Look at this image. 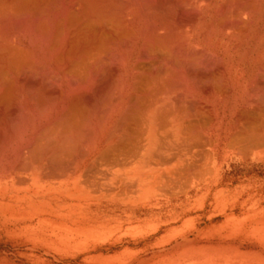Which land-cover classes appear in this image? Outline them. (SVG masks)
I'll use <instances>...</instances> for the list:
<instances>
[{
	"label": "bare ground",
	"instance_id": "6f19581e",
	"mask_svg": "<svg viewBox=\"0 0 264 264\" xmlns=\"http://www.w3.org/2000/svg\"><path fill=\"white\" fill-rule=\"evenodd\" d=\"M235 160L264 166V0H0V232L264 264V178ZM175 210L223 220L162 228Z\"/></svg>",
	"mask_w": 264,
	"mask_h": 264
},
{
	"label": "rangeland",
	"instance_id": "374dc122",
	"mask_svg": "<svg viewBox=\"0 0 264 264\" xmlns=\"http://www.w3.org/2000/svg\"><path fill=\"white\" fill-rule=\"evenodd\" d=\"M238 164H240V162L235 160V163L231 165L234 173L236 171L237 174L241 173V175H243V173H244L246 175L250 174L249 176H259V177L264 178V168H263L264 166H261L262 167L261 168V167H258L259 164L258 165L257 164H251L248 167L241 166L242 169H240V168L235 167V166H238ZM159 212L160 211H157V213H155L154 215H157L158 217H160ZM161 212L165 213L166 210L165 209L161 210ZM200 213H202V214H200ZM195 214H198V215H195ZM210 214L212 215L213 213L212 212H203V211L202 212L198 211V212L192 213L191 216H193V218L194 217H196V218L194 220H191L190 222H187L184 224L183 220L184 219L186 220L188 218V216L187 217L183 216L181 218V216L179 215V211L175 210L174 215H171L168 219L164 218V220H168L169 223L167 222L164 224L165 226L163 225L161 227L162 228H172V227H175L176 225H180L181 228L182 227L183 228H207L208 226L212 225L216 221L223 220L222 218H220V216H217V215L214 217H210L211 216ZM218 215H220V214H218ZM149 216H150V214H147V216H145V217H149ZM191 216H189V217H191ZM137 217H144V216L143 215L141 216V214L139 213V214H137ZM161 218H162V216H161ZM210 218H213V220ZM218 218H219V220H218ZM25 246H27V247H25ZM106 246L107 245H105L104 247H106ZM93 253H95V251H93ZM86 255H87V251H85V252L81 251V253L80 252H73V253L60 252V251H57L51 247H47L41 243H38V242L34 243L30 240V238H28L26 236L10 237L7 234V228L3 229V231L0 232V264H59V263L60 264H96L92 260L89 261V259H87ZM67 259H69V260H67Z\"/></svg>",
	"mask_w": 264,
	"mask_h": 264
}]
</instances>
